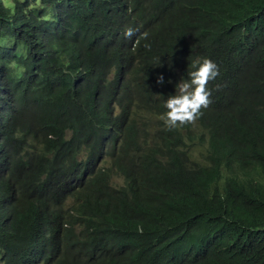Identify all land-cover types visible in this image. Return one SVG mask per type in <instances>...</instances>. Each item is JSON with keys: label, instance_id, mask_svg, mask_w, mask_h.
Returning <instances> with one entry per match:
<instances>
[{"label": "trees", "instance_id": "1", "mask_svg": "<svg viewBox=\"0 0 264 264\" xmlns=\"http://www.w3.org/2000/svg\"><path fill=\"white\" fill-rule=\"evenodd\" d=\"M13 3L11 10L0 4V264H35L31 253L56 264H117L99 247L104 237L124 246L118 264H264V102L252 100L257 87L243 73L258 62L256 54L231 40V61L221 72L237 79L209 81L210 102L197 123L167 129L164 100L187 78L194 54L216 52L190 44L178 11L187 0H134L133 26L121 22L120 12L113 15L135 30L132 36L88 27V40L79 12L92 25L109 0ZM221 22L228 23L225 15ZM119 84L134 105L159 96L145 144L139 156L115 161L127 184L113 188L96 179L106 191L70 205L68 192L91 191L51 176L63 164L83 171L65 149L64 131L80 129L71 118L95 106L111 110ZM35 145L47 156L29 167L22 155ZM192 166L198 169L184 172ZM41 193L59 196L60 213L40 210ZM42 217L58 224L46 233L36 221ZM59 232L66 233L62 247Z\"/></svg>", "mask_w": 264, "mask_h": 264}, {"label": "clouds", "instance_id": "2", "mask_svg": "<svg viewBox=\"0 0 264 264\" xmlns=\"http://www.w3.org/2000/svg\"><path fill=\"white\" fill-rule=\"evenodd\" d=\"M187 0V8L178 6L179 16L183 25L189 30L190 44L197 42L212 46L215 49L214 57L207 54H194L191 68L186 72V79L181 78L175 85V92L169 95L163 102L162 122L167 129L182 127L185 124L197 123V118L202 115V109L209 104L210 90L207 88L209 81L218 75L225 82L237 79L234 75L225 76L221 70L231 59L227 50V44L231 40L240 39L245 49V54L254 53L258 62L247 69L244 73V82L257 87L252 100L260 99L264 102V0ZM110 5L101 7L95 12V22L88 24V14L79 12L78 19L86 25L84 39H89L88 27L92 30H102L111 36L130 37L135 31L126 28L121 22L133 26L130 8L134 0H109ZM0 4L9 10L14 7L13 0H0ZM121 13V22L115 23L113 15ZM221 15H225L228 23L221 22ZM147 36V33L144 34ZM147 46V45H146ZM109 78L111 79V74ZM117 74V73H116ZM163 76L157 77V83H163ZM139 85V84H138ZM143 90L147 88L139 85ZM159 96L151 99L141 98L139 103L133 104L130 92L119 84L111 100L112 109L107 113L99 106H95L82 117H72V122L82 124L80 129L66 128L64 131V146L76 165L83 171H74L65 164L52 170L51 176L68 187H86L91 194L81 197L78 193L68 192V203H81L94 199L101 192L106 191L96 179H101L110 187L124 186L127 184L126 177L115 164L116 160H127L140 155L144 146V130L147 128L151 113L158 102ZM244 109L236 113H244ZM264 114V109L261 111ZM88 123V124H85ZM158 130L152 126L151 133L154 135ZM30 144H34L29 142ZM37 145L28 147L22 155L29 167L42 161L45 156L37 150ZM193 160L207 165L206 161L198 154H193ZM192 166L184 170L189 174ZM85 169H91L96 175L87 174ZM84 176V178H81ZM121 178L122 183L117 180ZM59 197L53 193H41L38 197L40 210L44 213H60V205L54 202ZM41 225V230L49 232L48 227L58 224L51 221V217H42L36 220ZM85 221L92 223L89 219ZM66 233L59 232L56 235L57 242L62 247ZM99 247L108 255L116 257L119 262L125 254L122 243L108 241L105 237L99 239ZM35 264H56L47 260L44 256L39 257L33 253L29 254ZM89 257V255H88ZM90 258V257H89ZM70 264H75L70 262Z\"/></svg>", "mask_w": 264, "mask_h": 264}, {"label": "rangeland", "instance_id": "3", "mask_svg": "<svg viewBox=\"0 0 264 264\" xmlns=\"http://www.w3.org/2000/svg\"><path fill=\"white\" fill-rule=\"evenodd\" d=\"M117 182H118V183H122V179L119 178V179L117 180Z\"/></svg>", "mask_w": 264, "mask_h": 264}]
</instances>
